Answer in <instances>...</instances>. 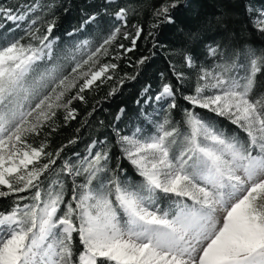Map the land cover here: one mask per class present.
Wrapping results in <instances>:
<instances>
[{
  "label": "snow or ice",
  "instance_id": "6c2138e0",
  "mask_svg": "<svg viewBox=\"0 0 264 264\" xmlns=\"http://www.w3.org/2000/svg\"><path fill=\"white\" fill-rule=\"evenodd\" d=\"M180 3L162 0L153 15L160 23L173 24V11ZM37 8L33 5L14 14L11 8L0 7V19L22 22ZM111 15L126 21L128 10L119 7ZM228 15L216 16V25L226 26ZM96 19V14L89 15L81 28ZM36 23L32 19L26 29L31 37L27 44L22 43L23 37L0 38V197L15 195L18 200L32 201L0 212V264H264V94L252 96L256 76L264 70V54L257 56L254 49L248 50L251 58L242 77L227 74L237 67L235 61L223 65L222 72L202 68L194 94L183 97L193 108L226 117L246 133V141L226 138L192 110L184 114L187 134L168 118L157 125L158 134L147 138L117 133L124 158L142 178L133 183L109 167V149L103 141H93L87 155L65 160L55 169L63 149L46 151L48 134L44 132L45 128L56 131L60 110L66 122L75 119L72 101H83L81 93L116 67L104 64L80 71L102 51L108 54L106 46L116 40L120 27L90 51L87 59L75 62V75L57 76L55 64L38 71L41 63L52 61L55 55L56 40L50 38L55 20L43 35L33 27ZM251 23L264 34V8ZM140 35L137 27L132 47L126 51L135 48ZM184 36L195 45L203 32L188 30ZM88 44H78L77 50ZM207 49L211 56L218 54V46ZM182 55L193 67V55ZM74 89H78L76 94L70 96ZM166 98H173L168 107L175 108L174 89L169 84L156 96L157 101ZM41 134L45 140L38 147L28 142ZM98 144L103 147L96 150ZM66 177L72 178L68 201ZM77 177L83 183H77ZM161 193L175 197L174 207L161 211L157 206Z\"/></svg>",
  "mask_w": 264,
  "mask_h": 264
},
{
  "label": "trees",
  "instance_id": "16d2710c",
  "mask_svg": "<svg viewBox=\"0 0 264 264\" xmlns=\"http://www.w3.org/2000/svg\"><path fill=\"white\" fill-rule=\"evenodd\" d=\"M161 2L162 0H113L109 4L108 0H0V7L11 8L13 13L25 12L33 5H39L36 11L29 13L21 28H14L8 22L2 23L0 38L4 35L9 38L23 37L22 43L27 44L31 37L26 35V29L32 19L37 21L33 27L38 28L41 35L46 33L48 23L55 20L50 38L56 40V52L52 61L40 64L38 71L55 64L57 76L70 70L71 63L66 58L70 48L88 41V46L84 48L88 52L94 51L115 27H120L121 33L114 41L115 45H123L117 51L119 57H107V61L116 65L109 71L112 79H104L103 83L98 82L95 87L83 92V101H72L70 107L75 110V119L66 122L65 113L57 114L54 123L56 131L44 129L48 134L46 151L55 153L63 149L61 157L53 166L55 169L58 170L65 160L76 161L87 155V149L93 141H103L109 149V167L117 170L124 179L133 183L141 182L142 178L124 158L117 141L119 136L131 135L136 127L146 126L143 114L148 112L149 102L160 93L164 84H169L174 89L176 103L175 108L168 109V119L182 134L188 133L184 123L185 110H192L203 119L211 121L217 130L224 132L226 138L234 136L241 141L247 140L246 133L226 117L216 116L205 109L193 108L183 97L194 94L202 68L222 72L223 65L235 61L237 67L227 74H242L247 72L251 58L248 55L249 49H254L257 56L264 54V34L255 30L251 23L252 17L264 8V0H181L173 11V24L160 23L153 15L154 9ZM119 7L128 10L126 21H117L111 15ZM248 10H251V15ZM224 13L229 14L226 26L216 25L214 18ZM92 14L97 15L96 21L81 28L83 21ZM209 20L212 23L206 24ZM153 24H158V27H153ZM137 27L141 29V35L135 48L131 52L125 51L132 47L131 41ZM196 29L202 30L203 37L195 45H190L184 33ZM124 33L128 34L127 39L123 38ZM208 45L218 46L216 56L209 55ZM183 52L193 55V67L185 63ZM141 59H144L143 64L138 63ZM177 74L182 76L178 77ZM35 75L37 73H33ZM113 89H116L115 93L109 95ZM261 94H264V70L256 76L252 96ZM30 140L38 147L45 136H32ZM73 140L75 143L70 144L69 141ZM101 147L103 145L98 144L96 150ZM176 148L178 150V146ZM65 179L68 188L65 200L68 201L71 199L72 178ZM75 179L77 183H83L81 177ZM18 195L29 196L30 193ZM159 199L163 204L175 197L160 195ZM17 203L22 207L32 201L18 200L15 195L0 197V212L11 211ZM76 244L79 246L78 236Z\"/></svg>",
  "mask_w": 264,
  "mask_h": 264
},
{
  "label": "rangeland",
  "instance_id": "374dc122",
  "mask_svg": "<svg viewBox=\"0 0 264 264\" xmlns=\"http://www.w3.org/2000/svg\"><path fill=\"white\" fill-rule=\"evenodd\" d=\"M22 12H24V11H18V12L14 13V14H19V13H22ZM24 21L17 22L20 25L19 27H17V23H13V22L7 21L5 19H0V27L2 26V23L5 24V23L8 22V23L13 24L14 28H21L23 26V22ZM119 33H121V31ZM123 38H125V33L123 34ZM77 45L75 47H73V48H70L67 51V54H66V58H68V61H70V63H71V67H70L69 72L68 73H61L60 75L72 74V68L74 67L75 62L87 59V56H88L89 52L86 51V49L84 47H80V49L77 50ZM106 47L108 48V54L107 55H104V53L102 51L101 53H99L97 55V57L94 58L95 62H90L88 65H84V67L80 71L81 72L87 71L89 68H92L94 70L98 69L101 65L111 64L109 61H107V57H109L108 59H117L119 57V55H117V51L121 48L120 45H115V42L113 41V43L111 45H108ZM49 67H51V66H46L45 68H49ZM45 68H43L42 70H44ZM245 74H246V72H243L242 74H237L236 76H241L242 77ZM72 75H75V74H72ZM108 75H110L109 72L106 73L105 76L101 78V80L96 81L91 86V88L95 87L98 82L99 83H103L104 79L108 80L106 78ZM82 82L83 81H80V83H82ZM91 88L86 89L85 91H87V90L89 91ZM77 90L78 89H74L69 95L70 96H74L76 94ZM161 92H162V89H161L160 93ZM209 94H211V93H209ZM77 100H79V99H77ZM171 101H172V98H166L164 100L157 101L156 97H155L151 101V103L149 102L150 109L148 110V112H144V114H143V119L145 120L146 126H144V127H136L134 129L133 133L131 135H129V136H132L134 133H136L137 135L141 136V138H147V137H150L152 135L158 134L157 133V125L159 123H162L165 118H168V109H169L168 104L171 103ZM61 113H65V112L63 110H60L57 114H61ZM138 129H139V132H137ZM30 138L28 139V142L30 144H32L33 146H35L31 142ZM160 195L162 196L164 194L161 193ZM160 195H159V197H160ZM189 203H190V201H189ZM157 206L161 209V211H167L171 207H174V205H172L171 201H167V202L161 204L159 198L157 200Z\"/></svg>",
  "mask_w": 264,
  "mask_h": 264
}]
</instances>
